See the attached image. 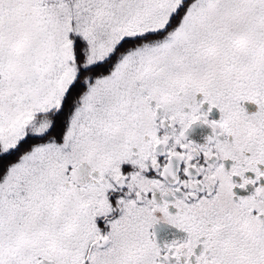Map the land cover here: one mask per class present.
Returning a JSON list of instances; mask_svg holds the SVG:
<instances>
[{
	"label": "snow or ice",
	"instance_id": "6c2138e0",
	"mask_svg": "<svg viewBox=\"0 0 264 264\" xmlns=\"http://www.w3.org/2000/svg\"><path fill=\"white\" fill-rule=\"evenodd\" d=\"M0 264H264V0H0Z\"/></svg>",
	"mask_w": 264,
	"mask_h": 264
},
{
	"label": "flooded vegetation",
	"instance_id": "af4514ba",
	"mask_svg": "<svg viewBox=\"0 0 264 264\" xmlns=\"http://www.w3.org/2000/svg\"><path fill=\"white\" fill-rule=\"evenodd\" d=\"M245 107L248 109V111H254L255 110V105H253V104H245ZM213 116L215 117L216 116V113L214 112L213 113Z\"/></svg>",
	"mask_w": 264,
	"mask_h": 264
}]
</instances>
